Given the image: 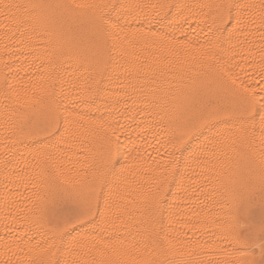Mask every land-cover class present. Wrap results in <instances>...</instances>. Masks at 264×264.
<instances>
[{"label": "snow or ice", "instance_id": "obj_1", "mask_svg": "<svg viewBox=\"0 0 264 264\" xmlns=\"http://www.w3.org/2000/svg\"><path fill=\"white\" fill-rule=\"evenodd\" d=\"M0 264H264V0H0Z\"/></svg>", "mask_w": 264, "mask_h": 264}]
</instances>
